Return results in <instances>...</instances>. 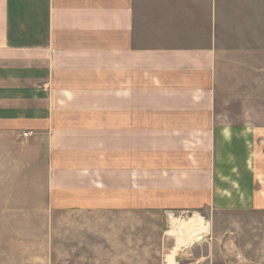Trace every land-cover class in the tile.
I'll list each match as a JSON object with an SVG mask.
<instances>
[{
    "label": "crops",
    "instance_id": "obj_1",
    "mask_svg": "<svg viewBox=\"0 0 264 264\" xmlns=\"http://www.w3.org/2000/svg\"><path fill=\"white\" fill-rule=\"evenodd\" d=\"M180 3L0 0V264L54 263L49 212L264 204V128L215 124L220 60L255 49L252 25L225 48L214 10L197 42Z\"/></svg>",
    "mask_w": 264,
    "mask_h": 264
},
{
    "label": "rangeland",
    "instance_id": "obj_2",
    "mask_svg": "<svg viewBox=\"0 0 264 264\" xmlns=\"http://www.w3.org/2000/svg\"><path fill=\"white\" fill-rule=\"evenodd\" d=\"M176 1L182 5L177 4L174 13L190 21L197 42L201 41V24L206 32L214 10L216 35L225 48L237 44L247 47L251 23L254 38L249 42L255 49H233L239 54L220 60L215 81V124L264 128V0ZM258 140L257 149L264 151ZM258 207L197 213L208 223V231L191 236L176 253L175 263L169 261L177 243L170 233L172 219L187 223L197 214L49 212L50 255H54L53 264H264V204Z\"/></svg>",
    "mask_w": 264,
    "mask_h": 264
},
{
    "label": "bare ground",
    "instance_id": "obj_3",
    "mask_svg": "<svg viewBox=\"0 0 264 264\" xmlns=\"http://www.w3.org/2000/svg\"><path fill=\"white\" fill-rule=\"evenodd\" d=\"M172 222L174 225L170 233L172 236H175L177 243L173 248L171 255L169 256V261L175 263V256L177 255L176 253L185 247L191 236H196L195 233H206L207 228L201 222H199L198 219L191 220L188 223L172 219ZM199 223L203 226L202 229ZM191 233H194V235H191Z\"/></svg>",
    "mask_w": 264,
    "mask_h": 264
},
{
    "label": "built area",
    "instance_id": "obj_4",
    "mask_svg": "<svg viewBox=\"0 0 264 264\" xmlns=\"http://www.w3.org/2000/svg\"><path fill=\"white\" fill-rule=\"evenodd\" d=\"M29 134H30V133H24V134L22 135V137H23V138H26Z\"/></svg>",
    "mask_w": 264,
    "mask_h": 264
}]
</instances>
